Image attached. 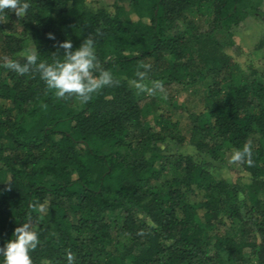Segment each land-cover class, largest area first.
<instances>
[{"label":"trees","instance_id":"obj_1","mask_svg":"<svg viewBox=\"0 0 264 264\" xmlns=\"http://www.w3.org/2000/svg\"><path fill=\"white\" fill-rule=\"evenodd\" d=\"M263 1L31 0L24 17L0 13V247L31 217L33 264H67L66 251L75 264H264V34L253 58L229 52ZM86 38L116 81L87 103L3 67L28 48L51 63L59 42ZM143 64L162 91L135 88ZM197 84L198 114L165 98ZM249 140L253 164L229 163Z\"/></svg>","mask_w":264,"mask_h":264},{"label":"clouds","instance_id":"obj_2","mask_svg":"<svg viewBox=\"0 0 264 264\" xmlns=\"http://www.w3.org/2000/svg\"><path fill=\"white\" fill-rule=\"evenodd\" d=\"M31 0H0V13L5 10L14 12L19 17H24L29 13ZM48 39L55 40L53 33L47 34ZM59 49H63V58L55 59L51 63L38 59L37 50L28 48L22 55L24 63L16 60H7L3 64L19 75H25L30 71L39 73L40 79L47 89L53 90L57 98L75 97L81 103H87L92 94L105 86L116 83L113 73L101 66L96 55L95 40L86 38L79 45L73 48L72 41L65 39L59 42ZM144 70H137L134 81L135 88L139 91L151 95L156 90H163L162 84L158 80L146 83L147 70L152 66L143 64ZM252 141L245 142L242 148L234 149L230 155L229 163H243L251 166ZM37 210L43 213L46 210L45 204H39ZM40 244V233L37 225L29 217L27 220L16 226L11 238L5 241L0 247V264H33L31 252ZM67 264H75L74 254L71 251L65 252Z\"/></svg>","mask_w":264,"mask_h":264},{"label":"rangeland","instance_id":"obj_3","mask_svg":"<svg viewBox=\"0 0 264 264\" xmlns=\"http://www.w3.org/2000/svg\"><path fill=\"white\" fill-rule=\"evenodd\" d=\"M264 9V1H263ZM264 34V18L258 19L253 18L249 23V28L241 33L237 37L236 47L237 49L229 50L233 58L237 62H244L249 58H253V52L257 49V46L261 40L262 35ZM201 84H197L190 90H182L178 86H174L172 89L165 92V98L170 99L173 97L176 99V103L181 106L182 112L188 113H200L202 111V106L199 103V95L201 94ZM157 104V102L155 101ZM5 103L1 102V105ZM169 106L165 103H159L155 106V113L160 114L161 112L166 111ZM151 118H148L150 120ZM180 130H186L187 128V119L186 116L179 117ZM186 137L189 135H185Z\"/></svg>","mask_w":264,"mask_h":264}]
</instances>
